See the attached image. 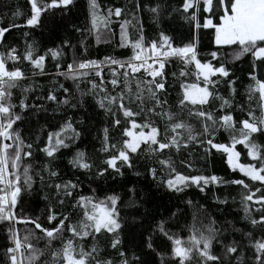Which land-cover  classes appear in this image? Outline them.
<instances>
[{
	"label": "snow or ice",
	"instance_id": "obj_1",
	"mask_svg": "<svg viewBox=\"0 0 264 264\" xmlns=\"http://www.w3.org/2000/svg\"><path fill=\"white\" fill-rule=\"evenodd\" d=\"M88 2L90 28L75 30L87 32L99 42L101 26L110 37L111 17L119 18L123 10L108 9L102 15L97 0ZM28 3L31 15L25 24L14 22L22 15L15 11L13 22L0 27V43L11 29L35 27L43 13L67 9L73 0H28ZM141 11L149 13L157 26L165 17L179 16L195 33L183 46H174L162 29L158 39L146 41L143 24L137 18ZM131 14L132 20L120 23L119 46L132 50L127 59L106 56L102 60H77L75 46L68 40L44 54H37L33 44H28L20 55L16 48L0 52V223L9 225L12 246L6 249L8 264H39L46 254L49 259L43 264H150L144 258L149 253L155 254L159 264H264V144L257 139L264 137V0H180L178 5L168 0H144L143 4L135 0ZM129 27L137 32L135 37ZM201 29L208 30L206 35L215 47L207 53L210 60L200 58ZM80 46L86 53L83 39ZM65 47L72 49L73 56L62 67L60 60L65 56ZM49 53L57 61L54 72L45 69ZM245 57L249 59L250 83L246 88L249 107L247 118L237 120L233 108L243 109L235 103L236 81L232 78L235 74L228 65ZM174 60L183 67L178 73L172 72L169 81L165 69ZM24 62L30 65V74L18 66ZM189 66L194 68L190 70ZM38 75L51 76L50 84L36 82L34 78ZM61 77L72 82V90L65 87ZM23 81L29 83L25 85ZM221 83L228 85V97L219 93ZM177 86L179 90L173 99L171 92ZM15 89L19 90L18 96H14ZM86 98L92 99L104 117L95 137L99 147L91 153L76 146L83 130L75 125L83 121L64 115L67 108H84ZM216 101L218 108L213 107ZM253 102L256 108L252 107ZM41 113L51 114L53 119L64 118L58 127L46 121L34 140L32 133L25 137L20 125ZM220 131L228 134L229 143L217 142ZM237 145L243 146L251 162H240ZM213 149L226 156L232 171L238 170L253 184L244 179L228 181L194 169L193 156H199L197 150L207 157ZM66 151L72 152L68 159L71 169L89 179L107 180L109 176L115 179L123 177L126 171L140 176L138 169L143 168L158 186L172 193H184L189 188L204 193L211 186L239 185L243 189L240 203L246 228H237L228 220L223 222L228 225L224 227L211 216L205 223L194 215L193 223L187 226L189 235L183 238L172 230L171 217L146 216L137 251L129 255L121 233L126 209L140 206L136 187L127 188L126 200L116 192L102 199L79 194L80 177L65 179L58 167ZM37 153L43 154L39 160ZM178 166L189 169V174L178 171ZM36 186L43 194L44 218L50 226H43L39 216L16 214L22 191H31ZM215 199L218 204L227 203ZM187 203L191 205L192 201ZM74 216L77 219L73 222ZM20 223L34 225L41 235L37 236L34 229H26L21 238L15 228ZM101 237H106L104 247L99 243ZM89 238L91 244L86 247ZM32 239L45 240L44 248L36 247ZM107 248L113 250L111 254L106 252Z\"/></svg>",
	"mask_w": 264,
	"mask_h": 264
},
{
	"label": "trees",
	"instance_id": "obj_2",
	"mask_svg": "<svg viewBox=\"0 0 264 264\" xmlns=\"http://www.w3.org/2000/svg\"><path fill=\"white\" fill-rule=\"evenodd\" d=\"M141 4L144 0H140ZM100 6L101 14L106 15L108 9L114 11L115 8H121L122 14L119 18L113 15L111 17V23L109 29L111 30V36L109 37L108 31L101 26V39L96 41L94 36L89 35L87 32H77L75 29L80 28L82 30L90 28V16H89V2L88 0H73V3L68 6L67 9H53L43 13L40 23L35 27L22 26L19 28H13L10 32L5 33L4 42L0 43V52L6 51L8 48H16L17 54H23L28 44H33L37 49V54H44L48 49H55L57 46H63V42L68 40L71 45L75 46V53L77 60L81 59H96L102 60L106 56H111L117 59H127L131 56L132 50L130 47H120V23L125 19L132 20V12L135 8V0H97ZM168 3L172 5H178L180 0H168ZM19 10L22 15L15 18V23L24 25L26 19L31 15L30 4L28 0H0V27H7L9 23L13 22V13ZM138 20L143 24L144 34L146 41L151 39H158L159 31L162 29L166 35L170 36L174 46H183L188 43L192 38L195 30L190 25L179 18L174 16L173 18L165 17L162 24L157 26L150 18V14L141 11L138 14ZM135 24L136 22L133 21ZM138 28L139 25H136ZM208 30H200V58L202 60H210L211 57L207 55L210 51L215 50L214 45L210 43V38L206 35ZM130 34L135 37L137 32L129 27ZM84 40L87 46V52L80 46V41ZM65 56L61 58L60 62L62 67H66V63L70 62L73 56V51L70 48H63ZM57 61H53L50 53L46 56L45 69L47 72H54V65ZM11 64V62H9ZM213 63H217L213 61ZM24 68L27 74H30L31 68L27 62L22 65H18ZM183 65L178 61H172V63L166 67L165 71L168 73L169 81L172 80L171 73L179 72ZM228 67L234 72L236 83L234 87L237 90L235 103L241 105V108H233V116L235 119L247 118V109L249 107V101L247 98L246 88L250 83L248 78L249 59L247 57L242 58L240 61L234 64H229ZM194 66H189V69H193ZM107 68L104 69V74L107 78ZM95 78V77H93ZM194 79V77L192 78ZM34 80L41 85L48 86L52 80L51 76H36ZM65 87L70 90L73 89L71 81H64ZM23 84L29 83V81H23ZM83 87V85H82ZM110 87V85H109ZM178 86L176 90L171 92V97L174 99L178 92ZM14 96H18L19 90L15 89ZM219 93L224 96H229V89L226 83H221L218 88ZM46 92V88H45ZM258 96V94H257ZM214 108L219 107V101H216L213 105ZM252 107L256 108V103H252ZM256 114L259 115V110L256 109ZM65 116H72L74 121H83L82 124L75 125L83 130L81 140L77 143V147L85 149L89 153L93 148L99 147L98 140L95 138L98 135L99 129L103 126L104 117L103 113L96 107L91 98H86L84 108L72 109L67 108ZM64 116H56L53 119L51 114L41 113L39 116L30 120H26L20 127L23 129L25 137H28L32 133V139H35V135L39 134V129L45 125L46 121L50 122L52 126L58 127L62 122ZM39 121V123H37ZM239 127V125H237ZM51 130V129H49ZM46 136V133L43 134ZM217 142L229 143V136L227 133L220 131L217 133ZM258 141L264 144V137H257ZM40 144H43V136ZM237 150L241 151L240 162H251L250 158L246 156V150L242 145H237ZM35 151V149H34ZM74 151V149H73ZM199 156H193L194 169L199 170L200 173L205 175H217L223 177L225 180L231 181L235 179H244L246 183L250 185L253 182L249 181L247 177H243L242 174L237 171H232L227 163L226 156L222 153L212 150L211 155L204 157L202 150H197ZM42 153H37V159L42 157ZM72 155V152L66 151L63 157L60 159L58 167L61 175L65 179H75L76 176L80 177L82 182L79 194L90 196L94 195L97 198H103L104 196L116 192L120 194L125 200L127 199V188L135 186L137 190V199L140 201V206L136 208L126 209V220L123 231L121 233L123 240V247L128 250V254L137 251V246L140 243V233L143 231L141 225L145 223V217L155 215L157 219L163 217H171L170 224L173 225V231L178 232L183 238H187L189 232L187 226L193 223V216L203 218L207 223V217L211 216L218 222L222 223L225 220L232 221L237 228H246L247 222L244 219L243 207L240 203L242 187L235 184H226L220 186H211L206 189L204 193L199 192L195 188H189L184 193H172L166 188L158 186L150 176L144 173V169H138L142 175L135 176L131 172H125L123 177L109 176L107 180L93 177L89 179L87 175L74 172L70 165H68V159ZM28 161H26L27 163ZM22 171V169H21ZM178 171H182L185 174H189V169L178 166ZM192 174H197L192 172ZM255 186H259V182H255ZM38 186L34 187L31 191H22L21 197L18 201L16 214L18 217H41V223L43 226L47 225L44 218L45 213V201L43 200V194L37 190ZM92 189H95L93 193ZM254 190V189H253ZM216 197L221 200H227L226 204H218ZM255 199V198H254ZM192 201L189 205L187 202ZM251 203V202H250ZM203 206V208H201ZM255 207V205H254ZM172 213H176L175 217H172ZM77 217H73V222ZM227 227V224H223ZM9 225L4 222L0 223V264H8L6 249L11 245L9 241L8 233ZM15 228L22 238L25 235L26 229H34V225L23 223L15 224ZM37 236L41 235L38 229H34ZM238 238V235H237ZM36 247L44 248L46 241L41 239L37 241L32 239L31 241ZM100 245L104 247L106 245V237H101L99 241ZM91 244V239L86 243ZM56 246H59L57 242ZM26 253V250H24ZM113 250L106 249V252L111 254ZM19 258V257H18ZM150 264H159L158 258L155 254L149 253L144 257ZM49 259L46 254L41 258L39 264H43L45 260Z\"/></svg>",
	"mask_w": 264,
	"mask_h": 264
},
{
	"label": "rangeland",
	"instance_id": "obj_3",
	"mask_svg": "<svg viewBox=\"0 0 264 264\" xmlns=\"http://www.w3.org/2000/svg\"><path fill=\"white\" fill-rule=\"evenodd\" d=\"M18 235H19V233H18Z\"/></svg>",
	"mask_w": 264,
	"mask_h": 264
}]
</instances>
